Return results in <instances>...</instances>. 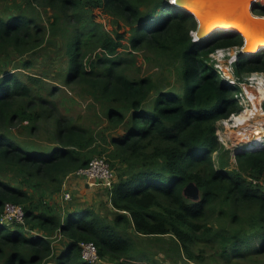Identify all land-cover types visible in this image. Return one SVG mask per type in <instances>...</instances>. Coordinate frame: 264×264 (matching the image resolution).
I'll list each match as a JSON object with an SVG mask.
<instances>
[{"label":"trees","instance_id":"16d2710c","mask_svg":"<svg viewBox=\"0 0 264 264\" xmlns=\"http://www.w3.org/2000/svg\"><path fill=\"white\" fill-rule=\"evenodd\" d=\"M7 1L0 0V221L13 204L25 223H0V264H89L81 242L112 264H164L133 234L171 238L172 264H264V150L241 153L230 166L218 123L240 108L209 63L216 49L241 47L244 37L218 30L195 42L197 18L171 0H23L2 10ZM255 14L264 15V3ZM48 40L62 45L58 85L48 73L8 70L11 55ZM151 63L173 67L181 90L160 89L155 72L144 70ZM241 69L264 74V49ZM60 86L91 96L122 134L99 144L96 130L60 113ZM15 129L30 138L43 131L49 142ZM105 152L121 170L108 190L113 217L51 203L65 177ZM191 183L198 199L188 195Z\"/></svg>","mask_w":264,"mask_h":264},{"label":"rangeland","instance_id":"374dc122","mask_svg":"<svg viewBox=\"0 0 264 264\" xmlns=\"http://www.w3.org/2000/svg\"><path fill=\"white\" fill-rule=\"evenodd\" d=\"M21 1L23 0H8L7 2L1 4V8L2 10L6 9L7 5L13 7L14 2L18 3ZM25 1L26 0H24V3ZM257 2L264 3V0L261 1L258 0ZM9 11L14 12L12 9H10ZM40 11L42 12V16L44 17V20L47 21L49 19V14L45 10H40ZM96 14L99 15V19L101 21L106 22L107 20L106 17L102 16L100 11H96ZM107 26L110 29L112 28L111 24H109L108 22H107ZM61 47H62L61 44H59V46L57 47L56 43H52L51 40H48L43 47L38 48L34 52L24 55L13 54L11 55L10 60L8 59L6 60V63L8 65V70L15 71L16 68H19L16 70L21 71L24 74L30 72H34L36 74L48 73L49 77L53 79L52 77H55L57 75L56 72L59 71L61 64H63L61 62L63 59L61 53ZM248 57L249 55L241 56L240 64L239 65L235 64L234 74L237 78H239L240 81H246L245 80L246 77L249 76L248 72L241 69L242 62L246 60ZM25 59H32L34 61V66H32L31 68H25L23 66V61ZM3 63H5V61H3ZM160 64H156V63H151L150 65L145 64L144 70L153 73V75L155 72L154 77L155 80L158 81L160 85L159 87L160 89L180 91L183 83L181 82L180 77L176 75L174 68L171 67L170 69H167L166 71L163 72L161 69L158 68ZM57 82H58L57 80L54 79L52 80L53 85H55V83L58 85L59 82L58 83ZM60 88L61 90L58 91L56 97L60 113L68 116L74 122L76 121L81 125L88 126L89 128L96 130L99 144L101 145L103 144L102 146H108L107 145L108 141L110 140L112 135L122 134L121 126L113 127L111 125L112 123L107 118V114L106 111H104L103 106L95 102V100H93L91 96H82V94L79 93L77 90L73 91L65 86H60ZM241 90H242L241 87H237L233 89L234 95H236L235 93H240ZM242 119H245V116H243ZM15 131L18 132V129H15ZM241 131L242 129L240 128L227 129L226 127L222 126V124L220 123V131H218V134L221 141L225 139L224 142L227 144V146L225 147L231 150L237 147L238 145H240V143H242L241 142L242 139H239L238 136V133ZM19 134H21L25 139L31 140V138H33L37 140V142H42V143L49 142L48 139L49 134L44 133L43 131L39 133L37 136H32L31 138L27 136L28 135L27 132L19 133ZM101 134H103L107 139L103 138ZM260 138L261 136L257 137L256 140ZM97 157H105L109 161L107 152L103 153V156L98 155ZM229 159H230V166L234 167L236 160L233 159L232 154L230 155ZM116 167L119 166L117 165ZM114 171L116 173L118 172L119 174L121 170L114 169ZM109 188L110 186L107 184H101V183L99 184L98 182L92 184L91 181L88 180L87 177L85 176H76L70 174L64 178L62 193H60L59 195H55L51 203L55 204L57 202L58 203L62 202V205L61 203H59L58 205H60V208H62L64 204L65 206L64 209L70 208L69 205L74 203L75 207L77 208H90L101 212L103 215H108L109 217H113L112 214L113 209L110 207V202H109L110 199L109 191H108ZM66 192L70 193L71 195L70 199L64 198V193ZM33 194L37 198L40 196L39 193H36V190H34ZM133 236H135L136 242L139 244V246L141 245V248L149 250L152 253H155L156 260H158L160 263L172 264L171 261L174 258H177V254L175 250L170 249L169 247L171 238L165 237L160 241H158L155 240V238L138 236V234L135 235L133 234ZM60 239L61 238L58 237L57 243L61 244ZM165 249L166 252H164ZM178 261L179 263H183V261L179 258ZM103 264H112V262L108 260L107 261L104 260ZM190 264H195V263L192 262ZM206 264H213V263L207 262Z\"/></svg>","mask_w":264,"mask_h":264},{"label":"built area","instance_id":"2783aa9c","mask_svg":"<svg viewBox=\"0 0 264 264\" xmlns=\"http://www.w3.org/2000/svg\"><path fill=\"white\" fill-rule=\"evenodd\" d=\"M241 50L242 47L239 46L218 48L211 55V61H209L222 81L226 82L232 89L237 87H241L242 89L240 93H235L240 111L229 119L221 120L218 123L217 129L218 134V131H220V123L227 129H242V131L238 133L239 139H242V143L231 149L232 157L235 160L237 155L241 153L264 150V98H262L259 90L260 87H264V74L256 72L249 73V76L245 79L246 81H240L239 78L235 76V64L239 65L241 56H243L240 54ZM243 116H245V119H242ZM259 136L262 137L263 141L262 144L256 145V139ZM224 141L225 139L221 141V143L227 146ZM72 174L76 176H85L92 184L95 182L107 184L110 188L117 180L114 168L105 157L93 158L88 166L80 168ZM64 198L70 199V193H64ZM11 221H15L16 223L19 222V224L25 223V212L22 207L13 204H8L6 206L0 223ZM80 247L81 259L83 262L89 264L104 263L94 243L81 242ZM46 264L55 263L47 262Z\"/></svg>","mask_w":264,"mask_h":264},{"label":"water","instance_id":"95a60500","mask_svg":"<svg viewBox=\"0 0 264 264\" xmlns=\"http://www.w3.org/2000/svg\"><path fill=\"white\" fill-rule=\"evenodd\" d=\"M257 1L258 0H171V3H174L182 10L192 13L197 18V30L192 32L195 42L206 38L207 35L205 32L209 29H211L208 31L209 35L218 30L239 33L244 37V44L240 54L251 55L264 49V46H262L259 47L258 51L252 52V47L254 45L264 41V15L255 14V6L259 3ZM190 6L194 9H189ZM219 22H224L226 26H216ZM249 34H255L256 38L253 41H247L245 35ZM187 192L192 199L199 198V190L193 183L188 186Z\"/></svg>","mask_w":264,"mask_h":264},{"label":"bare ground","instance_id":"6f19581e","mask_svg":"<svg viewBox=\"0 0 264 264\" xmlns=\"http://www.w3.org/2000/svg\"><path fill=\"white\" fill-rule=\"evenodd\" d=\"M172 4H174V3H172ZM175 5V4H174ZM176 6V5H175ZM178 7V6H177ZM189 9H191V10H193L194 8L192 7V6H190L189 7ZM212 25H213V23H212ZM216 26H221V27H225L226 26V24L224 23V22H219V23H217V25ZM212 28V27H211ZM209 30H211V29H209ZM208 30V31H209ZM207 31V30H206ZM205 32V34L207 35V37H209L210 35L208 34L209 32ZM209 35V36H208ZM212 35V34H211ZM206 37V38H207ZM245 37H246V39H247V41H253L255 38H256V35L255 34H249V35H245ZM258 44V45H257ZM256 45H254L252 48V52H256V51H258V49H259V47H262V46H264V41H262V43H257ZM260 51H262V50H260ZM259 51V52H260ZM259 90H260V93L261 94H263L262 93V91H261V89L259 88ZM262 96V95H261ZM262 98H264V97H262ZM231 133V132H230ZM232 134V133H231Z\"/></svg>","mask_w":264,"mask_h":264},{"label":"crops","instance_id":"0c3cea01","mask_svg":"<svg viewBox=\"0 0 264 264\" xmlns=\"http://www.w3.org/2000/svg\"><path fill=\"white\" fill-rule=\"evenodd\" d=\"M231 138V137H230Z\"/></svg>","mask_w":264,"mask_h":264}]
</instances>
